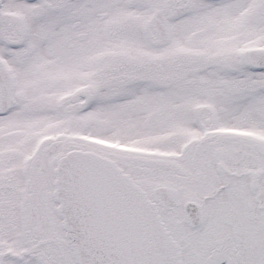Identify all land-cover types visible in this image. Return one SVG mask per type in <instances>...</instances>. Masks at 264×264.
I'll return each mask as SVG.
<instances>
[{
  "label": "snow or ice",
  "instance_id": "1",
  "mask_svg": "<svg viewBox=\"0 0 264 264\" xmlns=\"http://www.w3.org/2000/svg\"><path fill=\"white\" fill-rule=\"evenodd\" d=\"M0 264H264V0H0Z\"/></svg>",
  "mask_w": 264,
  "mask_h": 264
}]
</instances>
